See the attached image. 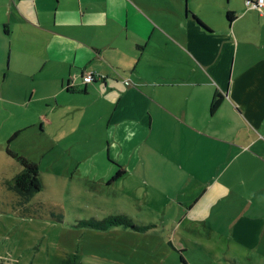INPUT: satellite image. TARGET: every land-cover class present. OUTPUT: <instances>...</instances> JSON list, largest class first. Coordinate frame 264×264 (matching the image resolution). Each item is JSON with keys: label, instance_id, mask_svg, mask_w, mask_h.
I'll return each instance as SVG.
<instances>
[{"label": "crops", "instance_id": "0c3cea01", "mask_svg": "<svg viewBox=\"0 0 264 264\" xmlns=\"http://www.w3.org/2000/svg\"><path fill=\"white\" fill-rule=\"evenodd\" d=\"M0 94L20 103L7 141L37 126L46 102L42 128L95 138L79 172L113 185L121 168L120 179L175 191L184 223L238 249L236 264H264V11L245 0H0Z\"/></svg>", "mask_w": 264, "mask_h": 264}, {"label": "rangeland", "instance_id": "374dc122", "mask_svg": "<svg viewBox=\"0 0 264 264\" xmlns=\"http://www.w3.org/2000/svg\"><path fill=\"white\" fill-rule=\"evenodd\" d=\"M45 103L36 108L38 125L9 142L20 103L0 94V264H63L75 254L78 264L238 263L230 257L239 254L238 249L219 242L210 229L184 223L187 211L179 206L175 191L146 188L139 174L112 185L100 174L79 172L78 162L96 150L95 138L87 140L86 126L42 128L40 121L48 118ZM1 109L6 110L3 115ZM13 110L16 115H9ZM89 119L96 124V117ZM11 153L40 169L44 189L30 199L10 187L22 169ZM120 215L149 229L118 226L100 231L79 225ZM240 259V264H253L249 257Z\"/></svg>", "mask_w": 264, "mask_h": 264}, {"label": "trees", "instance_id": "16d2710c", "mask_svg": "<svg viewBox=\"0 0 264 264\" xmlns=\"http://www.w3.org/2000/svg\"><path fill=\"white\" fill-rule=\"evenodd\" d=\"M228 19L229 22H233L236 19L235 13L229 12ZM220 103L221 101L219 97L215 96L211 106L213 112H215L219 108ZM11 156L15 157L18 160L23 170L11 181L10 187L16 190L17 193L23 198L30 199L44 189V182L41 177L40 169L36 163L26 159L25 157L18 156L16 154L14 155L13 153H11ZM124 175L125 171L120 168L114 179L119 180ZM79 225L82 227H88L100 231H107L112 227L118 226H124L135 231H146L149 229V227L135 226L131 220L123 215L109 217L102 221H96L93 219L85 220L79 222ZM63 264H78V255L75 254L67 256L64 259Z\"/></svg>", "mask_w": 264, "mask_h": 264}, {"label": "built area", "instance_id": "2783aa9c", "mask_svg": "<svg viewBox=\"0 0 264 264\" xmlns=\"http://www.w3.org/2000/svg\"><path fill=\"white\" fill-rule=\"evenodd\" d=\"M246 4L248 5V7H250L253 10H257L258 12H260L261 14H263L264 11V0H245ZM96 76L88 73L83 77V82L85 84H91L94 81H96ZM73 83L70 84V86H72Z\"/></svg>", "mask_w": 264, "mask_h": 264}]
</instances>
